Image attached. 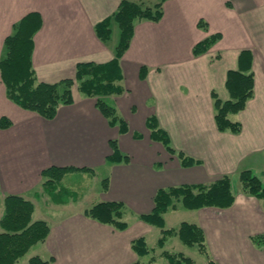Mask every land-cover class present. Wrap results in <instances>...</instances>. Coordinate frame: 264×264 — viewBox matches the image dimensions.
Masks as SVG:
<instances>
[{
	"label": "crops",
	"instance_id": "obj_1",
	"mask_svg": "<svg viewBox=\"0 0 264 264\" xmlns=\"http://www.w3.org/2000/svg\"><path fill=\"white\" fill-rule=\"evenodd\" d=\"M121 1L0 0V60L13 26L29 13H38L42 26L33 37L31 61L39 82L72 79L80 63H107L114 58L119 29L111 23L110 40L102 43L94 26L110 17ZM162 11L159 22H135L130 46L119 62L124 92L101 98L126 123L125 134L110 127L96 99L80 94L75 86L73 103L45 120L10 102L0 76V118L11 122L0 130V219L4 198L18 196L32 203V220L44 221L50 229L45 242L34 245L18 264H28L32 257L53 258L51 264H133L140 258L131 242L160 235L158 228L138 219L152 211L159 189L208 185L222 176L231 179L234 204L192 211L177 205L169 211H186L190 220L173 229L181 222L200 226L217 264H264V246L250 240L264 235V200L242 194L237 178L240 171L251 170L264 184V0H168ZM200 21L206 31L198 28ZM215 34L221 39L194 57L192 48ZM243 52L251 55L254 94L243 111L229 117L240 123V133H220L211 93L222 102L229 100L226 74L244 71L246 59L238 62ZM142 67L147 69L144 80L139 78ZM150 116L167 132L176 151L199 164L184 168L151 141L145 127ZM111 141L129 157L128 163L106 161ZM51 167L74 169L60 185L80 192L77 199L54 203L43 194L41 172ZM104 179L106 191L101 189ZM101 202L124 204L126 230L83 215ZM169 211L164 215L168 229Z\"/></svg>",
	"mask_w": 264,
	"mask_h": 264
},
{
	"label": "trees",
	"instance_id": "obj_2",
	"mask_svg": "<svg viewBox=\"0 0 264 264\" xmlns=\"http://www.w3.org/2000/svg\"><path fill=\"white\" fill-rule=\"evenodd\" d=\"M168 0H158L152 7L143 3L122 0L117 10L108 18L94 26L96 37L107 43L111 37V23L119 29V39L115 47L114 58L104 64L80 63L76 65L72 79H65L53 84L39 82L32 68L33 37L40 30L42 20L38 13H29L13 26V32L4 40V54L0 60V76L5 87L6 98L19 108L35 113L45 120H52L61 106L73 103L72 88L77 87L80 94L96 99V108L107 119L110 127H117L120 134L128 131L126 123L121 120L114 107L105 103L101 98L119 96L124 89L119 65L120 59L130 46L136 21L159 22L162 18V5ZM198 28L206 31L207 25L200 21ZM221 39L220 34L208 36L192 48V55H204ZM246 59L244 71L230 70L226 74L225 88L229 100L222 102L215 93H211L214 108V123L220 133L239 134L241 125L230 120V115L243 111L246 103L254 94V76L251 71V55L243 52L238 62ZM147 69L142 67L139 78L144 80ZM11 122L0 118V130L8 129ZM151 141L163 146L165 151L176 157L184 168L199 164L184 153L176 151L170 142L166 131L160 128L155 116H150L145 122ZM134 138L140 139L134 134ZM112 153L107 157L108 163H128L129 157L122 155L116 141L110 142ZM71 168L51 167L41 172L42 190L54 203H66L69 199H77L78 192L64 189L60 186L62 177L73 171ZM242 194L257 200H264V184L251 170L240 171L237 175ZM102 191L107 190V179L101 182ZM235 201L229 176H222L208 185H182L159 189L153 199V209L150 213L138 216V219L160 230L156 240V248L161 252L154 256L155 249H149L144 237L134 239L131 250L138 258L150 256L149 263L157 257L166 260L167 264H193V261L182 253L165 251L169 239L178 238L188 248L197 247L198 252L206 258V264H217L210 257L206 238L200 226L193 223L181 222L176 229L165 228L164 215L180 205L186 210L203 208L228 209ZM4 213L0 219V264H18L28 251L36 244L45 242L49 234V226L44 221H33V205L31 202L8 195L4 198ZM125 206L121 202H101L84 210L83 215L102 225L112 227L117 231L128 228L124 220ZM257 247L264 246V235L250 238ZM53 258L42 260L32 257L28 264H51ZM133 264H143L140 260Z\"/></svg>",
	"mask_w": 264,
	"mask_h": 264
},
{
	"label": "rangeland",
	"instance_id": "obj_3",
	"mask_svg": "<svg viewBox=\"0 0 264 264\" xmlns=\"http://www.w3.org/2000/svg\"><path fill=\"white\" fill-rule=\"evenodd\" d=\"M142 3L146 4L147 6L152 7L155 2H154V0H142ZM75 88H76V86L74 87V89ZM63 177H62V179H63ZM62 179H61V181H62ZM61 181H60V183H61ZM233 188H234V185H233ZM41 189H42V187H41ZM42 192H43V190H42ZM78 193L80 194V192H78ZM183 220H190V217L187 215L186 211L182 210V212H180L179 214H173L169 211L168 216H167V226L169 228L176 227L178 222L183 221ZM156 240H157V235L155 236L154 234H149L146 237V243H147L148 248L149 249H155L154 256L159 255V253L161 252L155 246ZM164 250L168 251L170 253H182L184 256L190 258L193 261V264H206V258L198 252L197 247L188 248V247L184 246L183 244H181V242L178 240V238L169 239L165 245ZM150 256L140 258V261L143 264H150L149 263ZM19 264H23L22 260ZM151 264H167V262L165 259H163L161 257H157L155 262H153Z\"/></svg>",
	"mask_w": 264,
	"mask_h": 264
}]
</instances>
